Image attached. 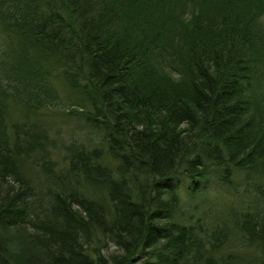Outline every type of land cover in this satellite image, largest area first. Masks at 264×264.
<instances>
[{"label":"trees","instance_id":"16d2710c","mask_svg":"<svg viewBox=\"0 0 264 264\" xmlns=\"http://www.w3.org/2000/svg\"><path fill=\"white\" fill-rule=\"evenodd\" d=\"M261 13L264 0H0V68L8 42L32 60L0 83V264L29 245L43 255L19 264H246L232 233L264 248ZM57 79L97 138L65 146L63 169L36 120L8 118L10 101L52 105ZM238 177L252 210L192 203L211 183L236 196Z\"/></svg>","mask_w":264,"mask_h":264},{"label":"rangeland","instance_id":"374dc122","mask_svg":"<svg viewBox=\"0 0 264 264\" xmlns=\"http://www.w3.org/2000/svg\"><path fill=\"white\" fill-rule=\"evenodd\" d=\"M6 39V31L4 29H0L1 52H3L2 50L4 47L6 48L5 51L7 50ZM7 44L9 50L8 55L12 58V62H10V65L6 66L5 64V67H3L2 69L0 68V83H2L4 86H6L7 84V89H9L10 86L8 82H11L10 79L14 80L16 78L15 74H18V69H28L32 64V60H30L31 62L26 61L27 63L21 62L22 55L26 52L21 48L12 46L10 48V42H8ZM54 84H56L57 93L54 96V98H56L55 101L51 102L52 105L40 110V112L36 114H30L25 113L20 106H18L17 104L13 105V103L10 101L8 105L11 110L9 111L8 118L11 122L19 121V119L23 116H28L31 121L36 120L35 122L39 123L41 129L45 130L47 135L49 136V140L47 141L48 143L46 144V149L49 150L51 156L57 160L58 167H60L59 169H63L67 161L66 159H64L66 157L65 146L71 143L87 142L88 140L91 141V144H94V141L96 142L97 138L93 136V132L89 130L88 126L81 118L82 115L78 111H75V108L72 106L73 101H70L71 99H68L69 97H74V95L71 93V90H68L64 86V83L59 79H57ZM236 181V196L234 194H231L230 192L228 193L226 191L216 189L215 184L211 183L205 190L206 198L202 199L203 195H199L192 203H195L197 200L196 203L199 204L200 207H204L203 209L206 213L209 211L207 215L211 214L213 211L214 213H217V211L219 210L223 219L225 218V215L222 213L223 210L227 211L228 209H230V211L232 212L240 210H252L258 202L257 197L252 195L253 192L250 191V188H247L249 187L248 182L239 177L236 179ZM258 181L261 182L259 179ZM177 184L180 188H184V185L187 184V182L179 181L177 182ZM205 207H209L210 209H212V211L206 209ZM198 214L199 212H197V215ZM219 216L220 215H217L216 217ZM207 217L209 218V216H206V218ZM12 235L14 236L15 234L12 233ZM231 237H236L235 247H231L236 250L238 255L245 257L243 260L246 261V264H264V248L259 247L257 244L256 246L253 244L243 245V243L237 239L238 235H235L234 233H232ZM29 246L18 247L15 249L16 252L13 247L10 246L15 252L14 257L12 256L14 264H19V261H21L19 258L23 259V257H25L24 253L27 254L30 249H32L34 255H43V252L40 251L41 248H39L38 246ZM117 252H119L117 247L110 246L108 251L105 250V253ZM25 259L27 262H25ZM25 259L24 264H28V262L31 261L33 262L31 256H27Z\"/></svg>","mask_w":264,"mask_h":264}]
</instances>
